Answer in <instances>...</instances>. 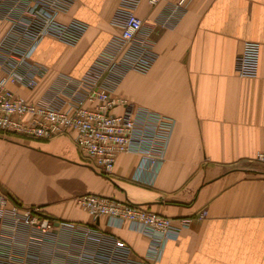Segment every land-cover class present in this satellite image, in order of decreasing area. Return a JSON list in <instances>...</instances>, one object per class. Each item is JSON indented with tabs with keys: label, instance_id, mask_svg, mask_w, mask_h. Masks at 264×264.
I'll list each match as a JSON object with an SVG mask.
<instances>
[{
	"label": "crops",
	"instance_id": "1",
	"mask_svg": "<svg viewBox=\"0 0 264 264\" xmlns=\"http://www.w3.org/2000/svg\"><path fill=\"white\" fill-rule=\"evenodd\" d=\"M176 1L149 6L143 0L136 9L143 33L162 23ZM119 4L74 0L60 14L59 22L76 20L86 30L74 46L50 38L41 42L33 60L47 74L25 93L28 99L43 96L59 74L78 79L86 73L120 32L113 24ZM151 39L154 64L144 74H125L114 96L174 121L152 186L133 179L140 156L122 155L112 173L102 175L69 135L43 141L0 134V193L7 200L0 218L1 264H31L24 255L31 237L8 230L11 204L36 208L59 222L95 226L123 241L132 257H143L148 238L109 226L105 218L93 221L77 203L84 194L145 208L174 226L191 220L166 243L156 264H264V165L254 159L264 151V0H192ZM245 42L259 45L254 78L234 71ZM202 212L206 216L199 218ZM73 259L64 250L57 253L60 264Z\"/></svg>",
	"mask_w": 264,
	"mask_h": 264
},
{
	"label": "built area",
	"instance_id": "2",
	"mask_svg": "<svg viewBox=\"0 0 264 264\" xmlns=\"http://www.w3.org/2000/svg\"><path fill=\"white\" fill-rule=\"evenodd\" d=\"M142 1L120 0L113 18L120 32L111 38L86 73L78 79L57 75L48 91L33 101L25 93L33 92L47 74V68L33 60L41 42L50 38L74 46L86 25L76 20L66 24L58 20L74 0H0V134L43 141L69 135L83 158L102 175L112 173L118 157L140 156L133 179L152 186L164 161L174 121L135 107L114 93L128 72L144 74L150 70L157 58L151 35L192 0H177L163 22L145 33L136 14ZM145 1L149 6L160 2ZM258 60L259 45L245 42L234 62L235 74L241 78L256 77ZM254 159L264 165V151ZM77 203L93 221L105 218L109 226L125 227L147 237L146 254L132 257L123 241L107 236L95 226L59 222L36 208L11 204L8 230L31 237L25 244V262L60 264L57 253L64 250L74 258V264H156L166 243L177 238L191 221L180 220L179 226H174L170 218L94 194L79 196ZM6 206V197L0 193V218ZM205 216L206 212H202L199 218ZM15 241L18 244L12 237L11 242ZM46 248L44 260L42 252Z\"/></svg>",
	"mask_w": 264,
	"mask_h": 264
}]
</instances>
